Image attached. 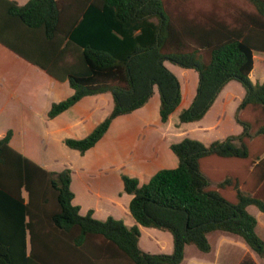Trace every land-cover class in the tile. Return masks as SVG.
Returning <instances> with one entry per match:
<instances>
[{"label":"trees","instance_id":"16d2710c","mask_svg":"<svg viewBox=\"0 0 264 264\" xmlns=\"http://www.w3.org/2000/svg\"><path fill=\"white\" fill-rule=\"evenodd\" d=\"M0 43L62 82L73 96L53 104V120L88 96L110 93L112 113L87 137L65 145L85 155L115 119L143 108L158 89L167 123L182 100L166 62L198 73L181 124L200 122L231 83L245 97L235 116L240 135L210 145L187 138L171 149L180 163L147 185L124 176L130 213L144 228L169 232L172 254L139 245L138 226L98 221L74 206L71 171L50 172L0 140V211L15 233L0 231V264H182L187 246L208 254V236L240 238L259 256L255 206L264 213V83L254 84L255 53H264V0H0ZM28 198H24V193ZM8 223L0 219V230ZM30 235V251L27 237Z\"/></svg>","mask_w":264,"mask_h":264},{"label":"crops","instance_id":"0c3cea01","mask_svg":"<svg viewBox=\"0 0 264 264\" xmlns=\"http://www.w3.org/2000/svg\"><path fill=\"white\" fill-rule=\"evenodd\" d=\"M9 1L24 6L31 0ZM261 61L264 62V53L256 52L255 68L250 75L254 84L264 83V66L258 65ZM165 65L178 77L182 88L181 104L167 123L161 120V97L156 89L154 96L143 108L115 119L106 135L85 155L66 146L67 156L60 162L59 172L71 171V191L74 194L72 203L80 208V215L86 216L92 212L93 218L98 221L105 222L114 218L122 221L128 228L138 226L140 231L143 230L144 227L138 225L130 213L133 196L125 192L123 177L136 179L142 187L160 171L176 169L179 166L180 161L171 149L173 144L187 138L198 140L207 146L216 141L215 138H207L203 133L216 128L217 124L211 126L208 120L221 104L222 93L235 82H231L223 90L203 120L181 124L180 114L191 106L196 96L198 73L195 70L182 69L177 74L168 62ZM73 94L74 90L69 81H60L59 76L57 78L50 75L0 43V140L12 131L10 147L50 172L58 171H54L49 165L44 147L30 146L34 136L31 122L36 119L45 122L48 119L52 126L56 125L51 132L56 136L59 134V139L64 143L66 139H83L90 135L114 108L110 93L88 96L50 120L48 113L53 104L64 101ZM242 96L244 99L245 90ZM222 107L224 111L225 107ZM241 133L242 128L235 135ZM48 134L49 131H46L43 136L47 138ZM23 196L28 198L26 192ZM247 210L257 219L256 233L264 242V213L255 206H250ZM10 216L12 213L0 211V219H5L8 223L0 230L6 237L16 232L10 223ZM163 234H167L171 240V248L168 251L162 250V253L172 254L173 236L169 232ZM215 235L210 234L208 239L211 244L213 236L218 248L211 244L212 251L204 254L192 246H187L182 264H264V255L256 254L241 239L218 241L220 237ZM141 240L142 235L139 245L143 251L151 254L157 252L141 246ZM27 241L30 251L29 234Z\"/></svg>","mask_w":264,"mask_h":264},{"label":"rangeland","instance_id":"374dc122","mask_svg":"<svg viewBox=\"0 0 264 264\" xmlns=\"http://www.w3.org/2000/svg\"><path fill=\"white\" fill-rule=\"evenodd\" d=\"M168 64L169 66L171 65V67L177 72V74H180L178 70H182V68L174 66L170 63ZM258 65L264 66V62L261 61ZM182 82H184L183 79ZM183 86H185V84ZM243 91L244 89L241 87V85L235 82L228 90L222 93V96L220 97L221 104L216 107L208 120L209 122H211V126L214 124H217V126L212 131L203 133V135H205L207 138L223 140L230 135L237 134L241 130V127L235 121V116L237 114L239 105L243 100V96L241 97ZM222 106L225 107L224 111H222ZM55 126L56 125L52 126V123L48 119L45 122L39 119L33 120L31 122V127L34 136L32 138L30 146L32 148L44 147L45 157L50 163L49 165L53 168L54 171L59 172V164L67 156L68 148L66 147L65 143H63L62 140L59 139V134L56 136L53 132H51ZM46 131H49L47 138L43 136ZM140 232L142 235L141 246L146 247L151 251H157L155 252V254H161L162 250H170L171 240L169 239L167 234H163L166 232L150 228H143V230H141ZM215 234L216 237H220L218 241H220L221 239H224V241L227 242L237 241V237L232 235L220 232H217ZM239 239L240 238H238V240ZM211 240V244L216 245V247L218 248L219 245L213 240V236L211 237ZM240 241L244 243L242 240Z\"/></svg>","mask_w":264,"mask_h":264}]
</instances>
